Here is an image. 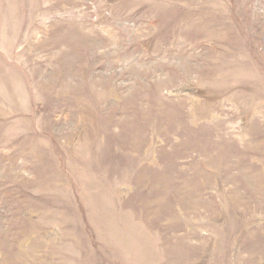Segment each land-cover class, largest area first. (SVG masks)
<instances>
[{
    "label": "rangeland",
    "instance_id": "1",
    "mask_svg": "<svg viewBox=\"0 0 264 264\" xmlns=\"http://www.w3.org/2000/svg\"><path fill=\"white\" fill-rule=\"evenodd\" d=\"M0 264H264V0H0Z\"/></svg>",
    "mask_w": 264,
    "mask_h": 264
}]
</instances>
